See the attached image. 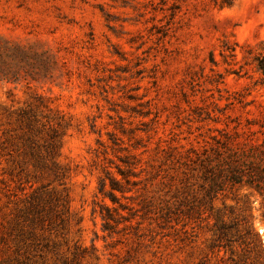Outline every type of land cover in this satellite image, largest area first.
<instances>
[{
    "label": "rangeland",
    "instance_id": "374dc122",
    "mask_svg": "<svg viewBox=\"0 0 264 264\" xmlns=\"http://www.w3.org/2000/svg\"><path fill=\"white\" fill-rule=\"evenodd\" d=\"M261 41L264 0H0V44L36 53L32 66L21 63L18 81H0V139L15 128L9 113L34 96H42L63 124L58 161L65 178L51 186L66 192L70 219L53 239L57 255L54 249L41 251L43 264H62V257L67 264H232L227 248L210 249L211 225L182 228L172 221L151 232L147 222L124 221L104 232L99 205H117L105 193L108 179L103 191L99 186L107 171L121 179L117 167L124 168L123 157L148 158L140 145L152 120L157 136L173 128L187 134L184 92L198 102V92H215L210 80L222 74L225 84L218 88L251 91L263 103L264 88L254 86L258 74L248 53ZM233 47L236 63L228 56V64L220 52ZM249 116L260 119L255 109ZM16 155L9 145L0 148V189L21 187L8 163ZM129 188L124 197L115 193L121 203L136 206L138 187ZM222 201L248 207L264 243L262 198L242 190L217 201V208Z\"/></svg>",
    "mask_w": 264,
    "mask_h": 264
},
{
    "label": "trees",
    "instance_id": "16d2710c",
    "mask_svg": "<svg viewBox=\"0 0 264 264\" xmlns=\"http://www.w3.org/2000/svg\"><path fill=\"white\" fill-rule=\"evenodd\" d=\"M248 53L258 74L254 86L264 88V41ZM220 55L228 63V56L236 58V48L226 53L223 49ZM34 56L36 53L19 45L0 44V81H18L21 63L32 66L29 60ZM243 59L248 64L247 56ZM210 62L217 65L212 57ZM3 67L12 71L10 76ZM225 72L242 77L236 70ZM210 83L217 94L200 91L198 102H190L183 93L189 111L184 120H177H183L186 135L173 128L167 136H157L156 120H152L143 130L147 139L140 145L141 154L148 158L143 161L132 154L123 157L124 168L117 167L120 180L106 172L100 192L108 179L105 193L117 207L99 205L102 230L113 232V223L124 221L137 226L147 222L151 232L155 226L172 221L182 228L211 225L210 249L227 248L232 264H264V243L249 221L248 207L227 206L224 201L222 207H216L217 201L242 190L260 196L264 202V102L256 101L251 91L218 88V84H225L222 74ZM192 93L197 95L195 90ZM253 109L260 119L249 116ZM8 121L15 128L6 134L5 141L0 139V148L9 145L17 154L8 163L21 187L18 191L10 185L0 189V264H43L41 251L54 249L57 255L53 239L70 219L66 192L51 186L65 178L58 161L63 124L42 96H34L32 102L10 112ZM140 175L143 179H132ZM129 187H138L136 206L121 203L115 193L124 197ZM118 208L127 214L119 213ZM60 260L67 264L65 258Z\"/></svg>",
    "mask_w": 264,
    "mask_h": 264
},
{
    "label": "water",
    "instance_id": "95a60500",
    "mask_svg": "<svg viewBox=\"0 0 264 264\" xmlns=\"http://www.w3.org/2000/svg\"><path fill=\"white\" fill-rule=\"evenodd\" d=\"M261 234V232H259Z\"/></svg>",
    "mask_w": 264,
    "mask_h": 264
}]
</instances>
